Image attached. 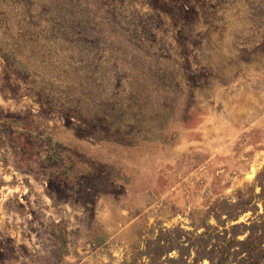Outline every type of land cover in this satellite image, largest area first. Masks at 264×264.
<instances>
[{
  "label": "rangeland",
  "instance_id": "374dc122",
  "mask_svg": "<svg viewBox=\"0 0 264 264\" xmlns=\"http://www.w3.org/2000/svg\"><path fill=\"white\" fill-rule=\"evenodd\" d=\"M0 264H264V0H0Z\"/></svg>",
  "mask_w": 264,
  "mask_h": 264
}]
</instances>
